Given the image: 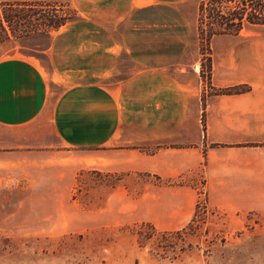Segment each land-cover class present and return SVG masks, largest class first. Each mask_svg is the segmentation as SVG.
<instances>
[{
  "label": "rangeland",
  "instance_id": "1",
  "mask_svg": "<svg viewBox=\"0 0 264 264\" xmlns=\"http://www.w3.org/2000/svg\"><path fill=\"white\" fill-rule=\"evenodd\" d=\"M107 1L117 7L101 0L42 2L56 4L55 11L0 5L5 30L0 28V59L35 60L57 92L78 83L118 82L169 60L186 70L178 75L201 85L205 133V101L232 95L225 92L230 88L211 87L213 49L264 35V25L200 42L195 30L200 0L136 10L120 22L113 15L122 11V1ZM53 16L70 21L49 32L43 25ZM114 42L118 58L103 52V45ZM159 148L137 147L146 154ZM97 158L59 148L45 157H26L6 174L0 181V264H264V212L230 216L211 208L204 180L194 174L162 180L149 173H116ZM184 186L192 188L196 201L190 210L183 208L190 213L185 216L177 209L182 197L171 189Z\"/></svg>",
  "mask_w": 264,
  "mask_h": 264
},
{
  "label": "crops",
  "instance_id": "2",
  "mask_svg": "<svg viewBox=\"0 0 264 264\" xmlns=\"http://www.w3.org/2000/svg\"><path fill=\"white\" fill-rule=\"evenodd\" d=\"M121 1L122 11L113 15L118 22L136 10L191 0ZM118 45H103V52L118 58ZM220 45L213 49L211 87L248 90L209 97L205 133L201 85L178 75L186 70L169 60L118 82L78 83L57 92L35 60L0 59V181L26 157L67 148L95 154L111 172L149 173L162 180L194 174L204 180L211 208L230 216L264 212V35ZM147 145L162 148L151 154L137 149ZM171 189L183 199L177 209L190 215L183 210L194 207L192 188Z\"/></svg>",
  "mask_w": 264,
  "mask_h": 264
},
{
  "label": "trees",
  "instance_id": "3",
  "mask_svg": "<svg viewBox=\"0 0 264 264\" xmlns=\"http://www.w3.org/2000/svg\"><path fill=\"white\" fill-rule=\"evenodd\" d=\"M227 3L234 4L233 7L224 6ZM47 6L55 11L56 4H44L42 2H11L0 3L9 9L27 7L28 5ZM224 8L226 11H224ZM17 18L16 16H14ZM10 22V19H6ZM70 21V17L57 18L55 16L46 19L43 26L50 31H57ZM206 25L208 29H204ZM264 25V0H200L197 16V33L200 42L210 41L221 35H238L244 26ZM0 28L2 29V17L0 16ZM5 31L4 29H2ZM7 36V35H6ZM247 88L233 87L225 92L239 94L247 91Z\"/></svg>",
  "mask_w": 264,
  "mask_h": 264
}]
</instances>
